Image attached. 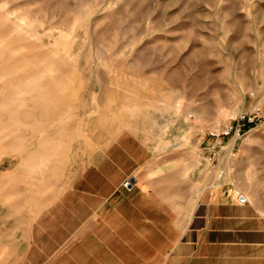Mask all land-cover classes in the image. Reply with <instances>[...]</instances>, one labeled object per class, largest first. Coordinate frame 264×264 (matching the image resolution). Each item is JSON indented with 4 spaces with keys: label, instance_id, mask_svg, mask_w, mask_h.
Instances as JSON below:
<instances>
[{
    "label": "crops",
    "instance_id": "obj_1",
    "mask_svg": "<svg viewBox=\"0 0 264 264\" xmlns=\"http://www.w3.org/2000/svg\"><path fill=\"white\" fill-rule=\"evenodd\" d=\"M81 3L100 6L104 25L94 36L111 38V45H88L98 56L82 65L108 70L97 73L99 101L106 85L119 108L187 104L196 110L190 116L232 113L229 121L264 104V0H218L214 10L202 0ZM202 36L219 42L201 47ZM96 133L101 150L84 162L77 140H51L48 149L63 148L54 167L65 173L48 179V195H41L40 175L22 168L34 164L30 155L38 143L0 159V264L99 262L106 241L116 246L118 262L122 241H128L132 263L141 259L133 241H146L147 264H264V122L243 139L226 138L221 179L217 169L209 175L188 212L139 205V194L155 198L144 189V181L157 178L150 175L155 169H146L154 163L151 148L133 130L119 131L106 146L104 128ZM131 178L132 189H122L123 179ZM235 190L248 197L246 204ZM64 245L65 253L48 249Z\"/></svg>",
    "mask_w": 264,
    "mask_h": 264
},
{
    "label": "rangeland",
    "instance_id": "obj_2",
    "mask_svg": "<svg viewBox=\"0 0 264 264\" xmlns=\"http://www.w3.org/2000/svg\"><path fill=\"white\" fill-rule=\"evenodd\" d=\"M81 1L0 0V159L5 155L17 156L28 145L38 143L30 155L34 164L30 162L32 165L22 168L40 175L41 195H48L51 183L48 179L65 173V167H60L62 172L54 167L55 155L63 148L48 149L51 140L57 143L70 137L77 140L76 147L80 148L84 162L88 155L101 150L98 129L106 131L104 146L119 131L133 130L151 148L154 163L146 169H155L150 175L157 177L155 183L146 180L145 185L144 181V189L152 190L155 198L139 194L138 204L162 203L169 205L170 211L184 206L188 212L203 191L207 177L214 175L210 173L209 150L204 147L214 144L215 139L207 129L223 125L232 113L224 117L190 116L192 109H187V104L150 107L122 104L119 108L112 102L111 91L110 94L106 91L111 89L106 85L102 87L105 99L99 101L97 73L107 74L108 70L82 65L96 61L98 56L88 45H97L99 40L100 44L111 45V38L94 36L95 27L104 25L105 15L100 6H87ZM202 1L206 8L214 10L218 0ZM205 17L212 20L208 15ZM213 28L215 31L217 27ZM200 41L201 47H208L211 42H219V38L202 36ZM56 130L59 132L53 133ZM69 130L73 134H68ZM67 171L68 167L66 174ZM125 182L123 179L122 189H126ZM133 242L137 243L140 260L132 263L128 241H122L118 262L114 256L116 246L106 241L100 261L92 259L89 264H147L144 258L151 254V247L146 241ZM48 249L65 253L68 247Z\"/></svg>",
    "mask_w": 264,
    "mask_h": 264
},
{
    "label": "built area",
    "instance_id": "obj_3",
    "mask_svg": "<svg viewBox=\"0 0 264 264\" xmlns=\"http://www.w3.org/2000/svg\"><path fill=\"white\" fill-rule=\"evenodd\" d=\"M251 96L255 97V93H250ZM264 122V104L256 103L251 110L240 112L233 120L220 125L218 127H209L208 134L215 139V143L209 147H204L205 150H209V167L210 173H214L217 169L219 180L223 175V167L221 165V159H224L225 155L222 150L227 144V137L237 139H243L249 129L253 126L259 125ZM222 169V171H220ZM124 187L128 190L132 189L130 181L124 183ZM238 202L240 204H246L248 197L240 190H235Z\"/></svg>",
    "mask_w": 264,
    "mask_h": 264
},
{
    "label": "water",
    "instance_id": "obj_4",
    "mask_svg": "<svg viewBox=\"0 0 264 264\" xmlns=\"http://www.w3.org/2000/svg\"><path fill=\"white\" fill-rule=\"evenodd\" d=\"M129 181H130V184L132 186V183H134L135 179L134 178H131Z\"/></svg>",
    "mask_w": 264,
    "mask_h": 264
}]
</instances>
